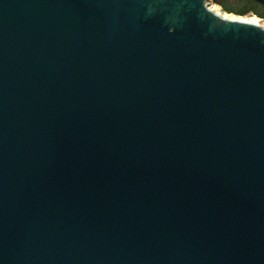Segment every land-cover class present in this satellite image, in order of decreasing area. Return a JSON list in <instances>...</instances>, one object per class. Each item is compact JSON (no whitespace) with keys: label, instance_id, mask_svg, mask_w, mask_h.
<instances>
[{"label":"water","instance_id":"1","mask_svg":"<svg viewBox=\"0 0 264 264\" xmlns=\"http://www.w3.org/2000/svg\"><path fill=\"white\" fill-rule=\"evenodd\" d=\"M212 6L0 0V264H264V27Z\"/></svg>","mask_w":264,"mask_h":264},{"label":"trees","instance_id":"2","mask_svg":"<svg viewBox=\"0 0 264 264\" xmlns=\"http://www.w3.org/2000/svg\"><path fill=\"white\" fill-rule=\"evenodd\" d=\"M226 13L237 17L253 15L264 20V0H211Z\"/></svg>","mask_w":264,"mask_h":264},{"label":"bare ground","instance_id":"3","mask_svg":"<svg viewBox=\"0 0 264 264\" xmlns=\"http://www.w3.org/2000/svg\"><path fill=\"white\" fill-rule=\"evenodd\" d=\"M211 11L216 14V15H220L221 17H224L226 18L227 20L229 19H233L235 20L236 17L234 16H231L229 14H225L224 12L221 11L220 8L216 7V6H212L211 7ZM246 19L248 22H251L252 24H255V25H258V26H262L264 27V22L258 20L257 18H254V17H250V18H244Z\"/></svg>","mask_w":264,"mask_h":264},{"label":"rangeland","instance_id":"4","mask_svg":"<svg viewBox=\"0 0 264 264\" xmlns=\"http://www.w3.org/2000/svg\"><path fill=\"white\" fill-rule=\"evenodd\" d=\"M210 1H211V0H210ZM211 2H212V1H211ZM212 5H214V6L218 7V8H220L219 6H217V5L213 4V3H212ZM229 15H230V14H229ZM235 17H236V16H235ZM250 17H254V16H252V15H248V16H246V17H242V18H250ZM257 19H258V18H257ZM258 20L264 22V20H262V19H258Z\"/></svg>","mask_w":264,"mask_h":264}]
</instances>
